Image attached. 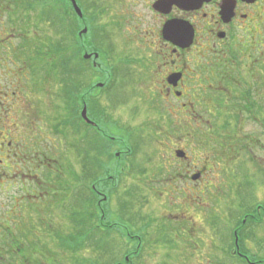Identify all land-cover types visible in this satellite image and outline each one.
Here are the masks:
<instances>
[{"label":"flooded vegetation","instance_id":"1","mask_svg":"<svg viewBox=\"0 0 264 264\" xmlns=\"http://www.w3.org/2000/svg\"><path fill=\"white\" fill-rule=\"evenodd\" d=\"M34 1L0 0V264L28 262L19 250L24 231L19 219H41V227L35 229L30 222L26 227L41 237L50 236L49 219H100L97 234L114 242L109 237L116 235L126 247L116 260L110 257L118 253L117 247L107 250L111 264H159L154 246L160 231L150 232L156 241L149 242L147 232L132 234L125 220L157 219L164 233H177V219L191 224L195 218L244 219L234 233L240 246L233 253L247 264H264V0H89L86 10L75 0L83 14L76 23L80 47L84 39L79 34L95 22L100 24L96 33L110 39L121 36L130 64L129 88L124 91L131 114L121 107L127 102L106 109L94 95L96 90H112L119 79L113 57L83 59L89 72L80 77L84 93L73 182L63 168L66 155L51 153L47 144L49 112L57 103L50 100L46 65L36 61L47 54L48 46L36 48L27 32L36 14L43 18L44 8L35 7L41 1ZM60 1L64 27L68 4L74 9L70 1ZM37 25L44 35L45 26ZM65 40L63 30L60 41ZM86 53L98 54L83 56ZM218 91L224 96L217 98ZM214 98L220 100L211 103ZM84 108L92 124L84 122ZM196 108L203 115L196 114ZM82 131L120 145L110 150L115 160L109 155V164L101 157L105 169H100L97 154L83 152ZM163 135L173 145L172 154H165L170 160L147 169L133 166L137 149L131 141L148 137L161 142L157 136ZM226 142L230 145L224 153L221 144ZM197 144L203 146L202 161L191 155ZM102 171L109 180L106 189L98 184ZM244 175L251 178L255 198L251 207L234 211V196L240 192L236 180ZM115 204L123 211L117 218L112 213ZM248 230L256 251L252 254L239 242ZM142 254L145 261H140Z\"/></svg>","mask_w":264,"mask_h":264},{"label":"rangeland","instance_id":"2","mask_svg":"<svg viewBox=\"0 0 264 264\" xmlns=\"http://www.w3.org/2000/svg\"><path fill=\"white\" fill-rule=\"evenodd\" d=\"M36 1V0H35ZM34 1V2H35ZM48 3L51 5H54L55 0L49 1ZM79 6L86 10L89 7L90 1L89 0H78ZM35 7H44L42 3ZM93 12L96 13L94 10ZM93 13L94 15H96ZM97 16V15H96ZM88 18H91L92 15H87ZM37 22L42 23V25L45 26V33L42 35L37 31ZM47 20L41 18L38 15H35L34 18V25L32 28H30L27 32L30 36V39L33 42V45L36 48H40L44 45L48 46L46 48V51L49 53L51 48L58 44V41L61 39V33L56 30L52 26V23L47 22ZM64 27L67 28V23L64 22ZM97 27H100V24L98 22L93 23V27L89 26V28L93 29L94 32L91 36H89V29L87 34L82 35L81 38H83V42H80L82 46H87L89 51H92L95 47L100 49V51L105 54V56L110 57V55L113 57L112 62L114 66H117V76L119 79H115V85L114 88L110 91L106 90H96L94 92V95L100 96V104L106 108L110 109L111 103H124L127 102L129 95L126 91H124L126 88H129L128 80L130 79V73H129V63L126 58L128 56L125 53V48L123 46H120L122 41H119L121 36L120 35H112L113 38H107V35H102V33H96L95 29ZM95 28V29H94ZM65 31V34H67V30L63 29ZM83 31V30H82ZM81 31V32H82ZM44 38L46 41H40L38 42L37 39ZM44 44V45H43ZM123 47V48H122ZM41 59H36L37 62H39L41 65L49 63L48 57L46 55L43 57L41 55ZM100 58V57H99ZM56 56L49 57L50 61H56ZM101 60V58L99 59ZM103 61V60H101ZM107 62V61H106ZM46 71V70H45ZM33 72L35 70L33 69ZM90 75L91 79L94 78V75L91 73L87 74V76ZM90 79V80H91ZM103 83V82H101ZM229 90H231V86L228 84L226 85ZM42 89V88H41ZM48 92L50 95V100L54 103H57L58 107L61 106V100H64L63 93L60 91V87L57 83L51 82V86H49ZM104 91V92H103ZM232 92V90H231ZM234 92V91H233ZM126 93V95H125ZM217 95V98H220L221 96H224V94L221 91H218L215 93ZM211 99L213 98L210 96ZM220 99L214 98V102L216 103ZM65 101V100H64ZM130 101L125 103L124 105L121 104V107H124L126 109L127 113H130L128 108V104ZM162 105V104H161ZM166 104H163L164 108ZM54 106V105H53ZM51 107L50 109V116H49V126H47V131L49 132V139H48V147L49 151L51 153H57V154H65L66 159L63 164V168L67 169V177L69 179H73V173L74 169L77 167L76 162V148H77V142L79 141V138H74L73 129L68 128L67 129V137L63 136H57L52 128L51 124L53 123L52 116L55 114V108ZM113 107H111L112 109ZM209 109H211L209 107ZM196 114L203 115V112L199 110V108L195 109ZM59 112V110H58ZM125 112V111H124ZM60 114L65 115V112H60ZM112 114V113H111ZM118 116L119 120H122V114L120 112H115L114 116ZM181 117L179 116L178 119ZM160 119H165V117H161ZM198 119V117H196ZM123 121V120H122ZM124 123V122H122ZM130 127V123L128 124ZM126 130L131 131V128H126ZM251 129H249L250 131ZM108 132V131H107ZM110 133V132H108ZM72 134V135H71ZM84 132L82 131L81 135H83ZM141 133H138L136 135H139ZM70 136V137H68ZM161 142L153 141V139L148 140L147 138L144 140H140L138 137H135L139 140H132L131 145L135 146L137 151L133 153L132 155V163L133 166L136 168H141L144 165V168L147 169L148 167H154L160 163H164L165 161L168 162L170 159H167L166 155L168 156L172 154L173 152V145H171L167 139H165L164 135L163 137L157 136ZM103 139L100 134H94L92 141L94 140V146L96 145V150L99 153L104 154V147L105 145L108 147L109 143L103 142ZM161 143V144H159ZM74 144V145H73ZM117 143L112 144V151L115 152L119 150ZM73 145V148H72ZM175 145V144H174ZM229 142L222 143L221 144V150L226 153V150L229 146ZM196 149H193V153L191 154L192 157H197L202 161V157L204 154L203 152V146L200 147V144H197L195 146ZM75 149V150H74ZM104 164H109L108 156L104 157ZM249 162L246 160L245 164L246 167L248 166ZM130 165V164H129ZM249 167V166H248ZM72 176H71V175ZM132 178H136L138 174H133ZM233 179V177H231ZM73 182V181H72ZM237 188L240 189V192L237 193L234 196L235 204H234V211L240 210V209H246L252 206L253 198L255 196L253 195L254 191V185L251 184V178L246 177L245 175L243 177H239L238 180H236ZM105 183L100 184L101 189H106L104 185ZM233 195V193H232ZM153 198V197H151ZM155 199V198H153ZM153 201V200H152ZM201 199L198 201H195V207L199 206L201 203ZM212 205H216L217 203L213 200H211ZM120 207V206H119ZM119 207L117 204H115L112 208V213L114 217L117 218L120 215L123 214V211L120 213ZM136 207V205H135ZM171 212H175L174 210H171ZM51 230H50V236H38L36 234H31L27 232L26 227H28V223L30 224L34 223L35 229L41 225V219H19V227L20 232L23 231V233L19 237V250L21 249V254L24 257L28 258V262L26 264H95L97 262L105 264H111L112 260L110 258H114V260L121 258V253H123L124 250H126V247L120 242L119 239H117L116 235H111L109 238L115 239L114 241H106V236L100 237L97 240L93 237L87 236L85 238V244L84 248L76 247L74 250L69 252H65L60 250V244L59 240H57V237L61 236L63 238H69L71 241H78L80 237L83 236L84 231L87 230V228L81 224H78L79 227H77L74 224H72L71 219H49ZM112 220H118V219H112ZM174 220V219H172ZM128 223H130L132 230V234H142L144 232H147L145 237L147 241H156L154 239V235L150 232L159 230L160 232L157 233L159 236L158 243L154 247L156 250H158L160 256L158 259V263L162 264L164 262H167V264H242L237 258L229 256V251H231V245L233 244L232 238V231L234 228L238 226V222L240 219H210L209 221H205L204 219H192L191 224L188 223L187 219H177L176 222H174V226L177 225L181 227V230L179 229V232L173 233L166 232L164 233V230L159 229V226L161 225L162 221L157 219H126ZM117 222L121 223L120 220ZM160 224H157V223ZM170 223H172L170 221ZM165 224V223H164ZM168 225V223H166ZM165 224V225H166ZM166 225V226H167ZM83 226V227H82ZM148 226V229L145 231V227ZM191 226V227H190ZM41 227V226H40ZM191 228L188 230L187 228ZM178 230V229H177ZM252 231L248 230L244 232V248L250 253H255L256 251L253 249V242H252ZM149 233V234H148ZM263 235V233L261 232ZM72 239V240H71ZM68 240V239H67ZM146 242V241H145ZM78 244V243H77ZM82 244V245H83ZM79 245V244H78ZM147 245H150V243H147ZM117 247L118 251L117 254L114 255V257L108 258V254L106 253L108 249L113 250ZM64 250V249H63ZM95 250V252H94ZM149 251V250H148ZM147 251V252H148ZM50 253H54L55 255H50ZM20 255V258L21 256ZM168 255V256H167ZM171 256V257H170ZM170 257V258H168ZM144 260L145 257L142 254V257L140 258V261ZM97 261V262H96Z\"/></svg>","mask_w":264,"mask_h":264},{"label":"trees","instance_id":"3","mask_svg":"<svg viewBox=\"0 0 264 264\" xmlns=\"http://www.w3.org/2000/svg\"><path fill=\"white\" fill-rule=\"evenodd\" d=\"M41 1L43 8V18L47 20V22L52 23V26L55 28V31L57 30L58 33H62L63 29L67 30L66 34V40L65 43L62 44V42L59 40L58 44H55L50 52L46 54V57H48L49 63L47 64L46 68L44 69V73L46 74V78L49 81V84L51 86V82L57 83L60 87V91L63 93V98L65 101L61 100V106L58 107V105L55 107V114L52 116L53 123L51 124V128L53 132L57 136H63L67 137V129L72 128L74 134V138H77L78 135V126L77 121H81V118L79 117V109L81 107V94L84 93V85H82V82H80L81 75H84L89 72V70L86 68V62L83 60V53L85 52H95L98 53L101 60L106 59L105 54H103L100 49L95 47L92 51H89L85 46L80 47L77 43H79V26L76 25L80 22V18L77 16V14L72 10L71 6L68 4V9L65 14L67 28L61 27V16H60V9H59V3L60 0H55L54 5H51L48 3V0H36ZM52 1V0H49ZM84 18H86V15H84ZM94 30L89 28V36L93 34ZM61 42V43H60ZM56 56V61H50L49 57ZM35 74H39V70L37 68L34 69ZM46 70V71H45ZM83 89V90H82ZM63 104V106H62ZM96 108V106L94 107ZM59 110V112H58ZM60 112H65V115L60 114ZM88 128L87 126H85ZM71 134V135H72ZM70 137V136H68ZM92 138L90 136V133L86 131L84 132L82 139H83V152L84 153H95L97 154L99 158V167H102L100 169H105V165H103L101 162V157L105 156H111V160L113 159V155L111 154L110 150L112 149L111 142H108L105 138L103 139L104 144L109 143V147L105 145L104 147V154L97 152L96 145L94 146V140L92 141ZM74 145V144H73ZM72 145V148H73ZM75 150V149H74ZM135 151V150H134ZM114 162V161H113ZM112 163V162H111ZM107 177V174L105 171H102L99 175V181L98 184L101 183H108L109 180H105ZM243 220L240 219L238 222V226L243 227ZM72 224L75 223L77 227L78 224H81L87 228L86 231H84L83 236L78 239V241H71L69 238H63V237H57V240H59V246L60 250L69 252L74 250L76 247H81L82 249L85 247V238L87 236L93 237L94 239H98L101 236L97 234V225L100 224V219H71ZM250 225V222L247 223V226ZM82 226V227H83ZM237 226V227H238ZM237 227L233 229L232 231V238L233 244L231 245V251H229V256L235 257L234 251H239V246L237 243L236 247V240L237 235L234 233L237 232ZM103 237V235H102ZM105 237V236H104ZM68 239V240H67ZM72 240V239H71ZM241 247L244 245V239L241 238L240 241ZM79 245H78V244ZM84 243V244H83ZM83 244V245H82ZM244 248V246H243ZM64 249V250H63ZM95 252V250H94ZM50 255H55L54 253H50ZM242 264H247L245 261H241L239 258H237ZM97 262V261H96ZM95 264H105L102 263H95Z\"/></svg>","mask_w":264,"mask_h":264},{"label":"water","instance_id":"4","mask_svg":"<svg viewBox=\"0 0 264 264\" xmlns=\"http://www.w3.org/2000/svg\"><path fill=\"white\" fill-rule=\"evenodd\" d=\"M67 1H70V2L72 3L73 9H74L75 13L77 14V16H78L79 18H83L82 11H81L80 8L78 7L76 1H75V0H67ZM87 32H88V30H87V29H84L79 35H80V36L85 35V34H87ZM93 57H94L95 60H98L99 55H98V54L91 55V54L86 53V54L83 56V59H84V60H90V59H92ZM95 64H96V63H95ZM98 86H99V87H102V85H98ZM82 118H83L84 122H86V123H88V124H92V123L90 122V120L88 119L86 108H84V110H83V112H82ZM178 156H179V157H182V155H180V153H178ZM237 243H238V242H237V240H236V247H238V246H237Z\"/></svg>","mask_w":264,"mask_h":264}]
</instances>
